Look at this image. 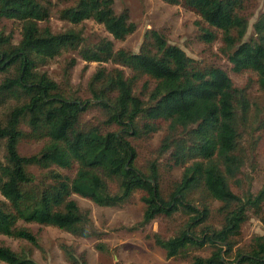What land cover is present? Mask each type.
Listing matches in <instances>:
<instances>
[{"label":"trees","instance_id":"obj_1","mask_svg":"<svg viewBox=\"0 0 264 264\" xmlns=\"http://www.w3.org/2000/svg\"><path fill=\"white\" fill-rule=\"evenodd\" d=\"M165 1L196 14L200 40L208 45L219 42L218 51L231 70L255 74L264 89V13L258 15L253 34L246 39L249 20L242 13L244 0ZM112 5V0H76L75 5L60 11V18L73 25L92 19L114 40L123 41L136 28L126 11L116 14ZM0 18L21 23L17 44L0 34V70H13L0 81V108L9 100L15 102L0 120V142H4L0 236L38 247L32 230L18 225L22 221L88 238L95 234L89 213L72 195L114 207L138 192L144 205L141 225L177 212L188 217L173 237L154 236L167 258L208 246V256H193L189 264H264V234L254 237L248 249L235 247L234 239L249 211L264 223V186L255 194L247 191L239 195L229 183L242 172L245 161L236 114L239 109L245 112L247 103L243 89L234 86L227 71L214 65L198 66L156 31L149 32L151 42L144 43L138 53L115 50L107 38L89 45L83 34L74 30L53 33L39 25L49 19L40 0H0ZM67 50L77 51L88 63L126 66L146 76L153 87L143 99L133 93L122 69H99L88 88L105 120L86 125L82 117L90 101L64 97L57 83L35 71ZM137 120L145 132L166 127L158 153L168 154L167 162L183 169L167 196L160 191L155 162L149 175L134 166L136 148L126 135L140 136ZM255 130L264 133V118L257 121ZM25 138L45 143L37 153L23 156L19 144ZM31 166L43 170L40 179L29 171ZM53 166L73 169V178ZM106 179L113 180L115 187ZM199 188L219 204V227L207 223L211 209L204 198L198 203L190 198ZM62 250L68 262L79 264L69 246L63 245ZM0 262L36 264L26 251L17 252L4 244H0Z\"/></svg>","mask_w":264,"mask_h":264},{"label":"rangeland","instance_id":"obj_2","mask_svg":"<svg viewBox=\"0 0 264 264\" xmlns=\"http://www.w3.org/2000/svg\"><path fill=\"white\" fill-rule=\"evenodd\" d=\"M116 14L124 11L129 20L135 25V31L123 41L114 40L102 25L92 19L81 24L73 25L60 18V11L75 5L76 0H40L49 11V19L40 23V27H49L53 33L67 30L81 32L87 44L91 45L103 38L111 40L114 49H124L138 53L144 43L151 42L149 32L156 31L165 36L167 42L182 49L198 66H219L227 71L235 87L243 89L247 103L245 112L241 109L236 114V123L242 134L241 146L245 155L242 172L233 180H229L232 190L239 195L249 191L253 194L264 186V133L255 130L257 121L264 118V89L257 83L253 73L236 74L231 64L219 51V42L208 45L200 38V18L189 9L179 4H172L165 0H112ZM242 13L248 18L249 26L246 39L253 34V23L258 15L264 13V0H244ZM21 23L12 19L0 18V34L10 38L13 45L20 40ZM118 67L124 71L133 86V93L143 99L153 87V82L146 76L139 75L126 66L115 62L88 63L83 61L77 51L67 50L45 65H38L37 74H46L48 78L59 86V93L66 98L75 97L79 101H90L91 105L83 114L82 121L86 125L102 123L105 120L104 112L96 106L89 91L88 85L92 76L101 68L111 70ZM13 70H0V81L11 74ZM15 102L9 100L0 108V120L8 108ZM139 137L126 135V138L135 145L137 156L134 166L145 175L150 174V166L156 163L159 174V188L163 196H167L173 185L182 175V168L167 162L168 154L160 155L158 149L162 144L167 129L162 128L145 132L141 131V120L136 121ZM24 128V126H22ZM117 127H112L115 130ZM26 129V128H24ZM28 131V129H26ZM45 140L25 138L19 144V152L23 156L37 153L44 145ZM4 142H0V160H3ZM58 170L70 178L74 176L73 169ZM37 179L42 171L34 166L28 168ZM107 180V179H106ZM114 188L113 180H107ZM140 193L120 206L102 207L93 202L72 195L78 206L89 213L92 228L95 234L84 238L72 235L54 226L38 225L18 221V225L32 230L38 239V247H33L24 240L0 236V244L7 245L12 250H22L30 254L36 264H71L64 256L62 246H69L79 264H189L193 256L206 257L211 252L210 247L190 250L186 255L167 258L165 251L154 242V236L169 239L186 223L188 217L177 212L173 216L158 217L148 224L141 225L144 205L140 201ZM190 198L198 203L204 198L211 209L207 221L209 225L219 227L221 217L216 209L219 204L209 199L203 189L194 191ZM0 195V201H3ZM264 214V205H263ZM240 235L234 239L235 247L248 249L252 239L264 234V223L252 211L248 212L247 220L242 224ZM0 264H4L1 263Z\"/></svg>","mask_w":264,"mask_h":264}]
</instances>
